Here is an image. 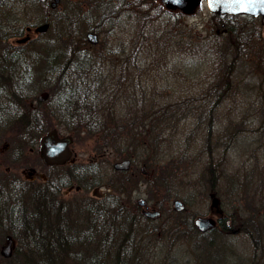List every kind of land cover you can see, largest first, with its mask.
Listing matches in <instances>:
<instances>
[{
	"label": "rangeland",
	"instance_id": "rangeland-1",
	"mask_svg": "<svg viewBox=\"0 0 264 264\" xmlns=\"http://www.w3.org/2000/svg\"><path fill=\"white\" fill-rule=\"evenodd\" d=\"M65 15L68 19L63 20ZM229 16L219 19L204 0L188 14L168 9L160 0H0V36L3 37L0 38V102L4 109L13 98L8 95L9 83L16 79L21 68L12 64L9 54L16 51L29 63L27 71L32 75L27 105L33 107V113L38 110L53 116L41 120L40 136L52 129L60 135L73 136L72 147L78 161L88 159L95 151L94 136L88 133L92 124L89 128L80 124L71 130L59 118L61 111L53 106V100L47 103L52 113L48 108L43 109L56 87L54 76L41 62L39 47L53 41L63 44L65 39L80 53L90 55L87 71L90 81L103 76V82L111 81L113 95L109 99L105 97L101 111L93 112L96 117L102 111H107L105 118L121 117L127 110L142 113L139 108L142 103L147 109L153 105L157 115L164 117L167 132L161 139L165 159H154L155 164L147 162V166L141 163L146 162L142 158L150 149L146 143L139 148L140 158L129 159L143 165L147 175L136 180L134 175L115 174L112 179L123 189L132 187L135 181L139 184L140 189L134 190V195H114L125 198L123 203L129 211L140 213L136 206L139 200L160 210L152 216L157 233L150 236L155 241V250L154 246L150 247L151 262L155 264H239L248 263L252 255L260 253L263 256L255 264H264V18ZM44 23L48 24L45 30H37ZM68 26L71 31H62ZM224 26L231 27L232 33ZM87 31L98 35L97 44L87 41ZM221 52L225 64L220 62ZM230 61L238 67L235 74L231 70L230 90L221 93L218 84L211 85L216 69L221 73ZM72 74L67 71L65 76ZM139 88H147L150 96L147 101L138 94ZM43 92L47 96L38 101L36 97ZM7 114L0 111V190L6 193L12 186L7 177L16 173L25 180L22 172L25 165H37L38 171L41 167L40 159L33 153L40 137H32V143L22 140L24 120L33 116L26 113L24 120H16ZM125 134L126 131L118 145L122 143L123 148L143 145L139 140L129 141ZM7 144L8 148L2 149ZM123 158L127 157L112 151L98 158L102 168L97 179L108 178L106 170ZM63 171L60 201L77 207L76 219L82 218L88 202L94 199L83 195L85 190L67 189L74 182ZM210 192L219 199L221 218L225 214L229 217L226 232L219 233L215 225L205 230L197 227L205 232L199 236L188 228V222L193 223L197 217L220 216L210 205ZM23 194L26 196L22 201L27 202L23 207L33 210L31 195L39 194L34 190ZM174 200L186 208L173 212ZM176 212L181 213L175 215ZM176 223L180 224L174 229ZM5 224L0 221V242L7 234ZM14 229L16 233L20 231Z\"/></svg>",
	"mask_w": 264,
	"mask_h": 264
},
{
	"label": "trees",
	"instance_id": "trees-1",
	"mask_svg": "<svg viewBox=\"0 0 264 264\" xmlns=\"http://www.w3.org/2000/svg\"><path fill=\"white\" fill-rule=\"evenodd\" d=\"M224 16L229 15H217L219 19ZM64 19H68L67 15L64 16ZM224 27L227 32L232 33L231 27ZM66 30L71 31L70 26L65 30L62 29L65 32ZM11 34L16 35L18 33L11 32ZM0 38L3 40V37L0 36ZM65 41L63 44H57L54 41L48 42L46 45L41 43L39 47L43 56L41 62L45 65L46 71L54 76V86L56 87L51 90V94L45 100L46 108L43 107V109L48 108L50 110L47 103L53 100L55 103L53 106L60 108L61 116L59 118L64 119V123L71 130L80 124L88 128L92 124L89 132L87 131L88 128L84 131L94 136L96 153L112 151L122 157L140 158L138 155L139 148L148 143L146 147L150 149L142 158L146 162L142 161L141 163L147 166L149 164L147 162L155 164L152 161L154 159H165L166 150L162 148L164 142L161 139V135L167 132L164 126V117L157 115L152 104L147 109L143 103L139 107L142 113L137 112V110L135 113L127 110L126 114L121 117L110 116L105 118L104 115L107 111L104 113L102 111V115L96 117V113L93 114V112L101 111L105 97L109 96L107 98L109 99L110 95H113L110 86L111 81L107 79L103 82L104 76L101 79L94 77V80L90 81L87 74L90 55L80 53L72 47L68 40L65 39ZM35 51L37 50L35 49ZM222 52L226 54L224 50ZM222 52L219 54V59L221 64H225V57ZM9 56L12 64H15V67L17 65L21 70L15 75L16 79L9 83L10 93L8 95L14 99L11 98V102L7 103L8 106L4 109L0 102V111L7 112L8 118L16 117V120H24V117L27 116L26 113L32 115L33 118L28 117L27 120H24L26 124L25 130L22 132V135L24 134L22 140L26 143H32V137L38 138L42 133V127H38L41 120L53 116L38 110L33 113V107L27 105L26 100L30 98L28 88L32 87V75L27 71L29 63L26 62L23 55L18 56L16 51ZM32 56L34 57V54ZM237 65L233 61L227 62L221 73V70L219 71L217 68L218 72L215 73L214 83L211 86L218 84L219 89H222L221 93L229 91V84L233 80L231 70L235 74ZM74 67H79V70L74 71ZM67 71L73 74L69 77L65 76ZM223 73L227 75L222 78L220 75ZM131 91L134 98L135 89L132 87ZM137 92L143 96L144 101L150 98L147 88H139ZM161 92L160 90L159 94ZM75 121L78 122V125H75L77 123ZM29 127L32 130H29ZM80 129L82 128L80 127ZM125 131L127 133L125 136L129 137V141L132 138L134 141H141L143 145H134V147L127 145L126 148H123L122 143L118 145V141L122 142L121 138ZM146 179L144 178V180ZM25 196H16L12 208L8 210L3 207L2 214H0V221L6 222L7 233L18 240V244L10 257L0 255L2 264H155L151 262L152 257L150 255L152 252L150 247L154 246L155 242L153 239L151 240L150 236L157 233L153 227L155 219L141 212L135 214L129 211L123 203L124 197L107 195L106 197L93 198L94 200L88 202L83 217H78V220L76 219V215L79 213L77 207L68 205L64 201L58 200L57 202L44 195H31L34 201L33 210H26V207L22 205L25 202L22 201V197ZM171 209L173 212L176 211L173 207ZM181 212H176L175 215H179ZM228 219L226 214L220 218L215 230L221 234L224 233L226 230L225 223ZM176 224L174 229L180 223ZM14 227L19 228L20 231L16 233ZM188 228L195 230L199 236L205 234L194 223L188 222ZM153 249L155 250V246ZM260 254L263 256L262 253ZM261 255L254 254L248 263L240 262L239 264H255L262 257ZM198 256L200 257L201 254L198 253ZM210 264H215V262Z\"/></svg>",
	"mask_w": 264,
	"mask_h": 264
},
{
	"label": "flooded vegetation",
	"instance_id": "flooded-vegetation-1",
	"mask_svg": "<svg viewBox=\"0 0 264 264\" xmlns=\"http://www.w3.org/2000/svg\"><path fill=\"white\" fill-rule=\"evenodd\" d=\"M246 16V15H245ZM264 18V16L262 17ZM99 41V37H97ZM57 134L60 135L58 132ZM43 135V134H42ZM71 136V135H70ZM41 137V136H40ZM72 141L73 136H71V143L69 145L71 154L69 156V160H66L65 162H57V163H47L45 162L40 154V138H39V144L36 151L33 152V148L30 147L29 150L34 153L35 157H38L40 159V169L37 170V165L32 166V164L25 165L22 172L26 175L24 177L25 180H21L18 177V174L15 173L14 176L7 177L8 182H11L12 186H10L9 192L6 193V190L1 191L0 190V214H2L3 207L10 210L12 208V204L15 203L16 196L18 195H25L23 194L24 191H28L32 193V190H34L39 195H44L46 197H50L58 202V200H61L60 198L63 196L62 192V186L61 181L64 178L65 172L63 170H66L67 174L70 176L71 180L74 182V185H70L67 187V189H76L77 191H86L82 192L83 195H90L91 198H97L95 195H103L101 197H106L107 195H134L133 191L140 189V186L138 183L132 185V187H127L123 189L120 187V184L116 185V182H113L112 179L114 178L115 174L118 175H127L130 174L131 177L137 179H141L142 175H147V171L143 169L141 165L138 163H133L130 160V163L127 167V169L124 170H115L111 164V167L106 170L105 175L109 176L104 181L101 179H97V176H99L101 172V159L106 156V151L102 153H96L93 151V153L89 156L88 159H85L84 161H78L77 159V152L72 147ZM8 148V144L4 146L2 149ZM98 155H96V154ZM98 157V158H95ZM36 158L33 163H35ZM55 167H57L55 169ZM66 167V168H64ZM9 169V168H7ZM109 174V175H108ZM68 175L65 176V178H68ZM148 179V178H147ZM41 180V181H39ZM93 180V183H92ZM1 177H0V184H1ZM4 183V182H2ZM104 184L107 187H110V191L104 192L102 194H94L93 189L98 186ZM118 188V191L116 190ZM67 191V190H66ZM130 191V193H129ZM65 192V191H64ZM117 192V193H116ZM99 198V197H98ZM149 208H155L153 206H149V203L146 201L145 204ZM136 206L140 209L143 208V205H138L136 202ZM160 211V210H159ZM223 214V211L220 215ZM221 216L216 218V221L218 222L220 220Z\"/></svg>",
	"mask_w": 264,
	"mask_h": 264
},
{
	"label": "water",
	"instance_id": "water-1",
	"mask_svg": "<svg viewBox=\"0 0 264 264\" xmlns=\"http://www.w3.org/2000/svg\"><path fill=\"white\" fill-rule=\"evenodd\" d=\"M56 1V0H55ZM166 8L179 9L184 13H191L195 10L196 6L200 4L201 0H160ZM208 9L215 14H251L264 16V0H205ZM48 26L47 23L37 27V30L43 31ZM87 39L95 43L97 41V35L94 32L88 31ZM47 96L46 92L37 96L38 100H43ZM71 142V136H58L56 129H52L44 134L40 139V154L43 160L47 163L65 162L70 154L69 143ZM129 165V159H122L113 164L116 169H126ZM110 187L104 184L98 185L93 189L94 194H102L106 191H110ZM211 206L215 207L216 212H220L218 208L219 199L214 192H210ZM101 196V195H98ZM139 204H143V200L138 201ZM173 206L176 210H180L184 205L179 200H174ZM143 213L150 216H156L159 214L158 210H146L143 209ZM195 225L205 230L215 225V219L212 217H197L194 220ZM15 247V241L11 235L5 236V241L1 245L0 253L4 257H9L12 254ZM1 264V263H0Z\"/></svg>",
	"mask_w": 264,
	"mask_h": 264
}]
</instances>
